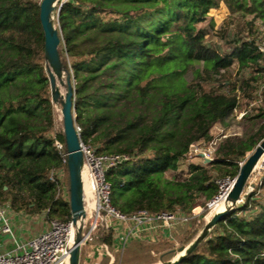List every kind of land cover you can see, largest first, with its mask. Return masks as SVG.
<instances>
[{"label": "trees", "instance_id": "obj_1", "mask_svg": "<svg viewBox=\"0 0 264 264\" xmlns=\"http://www.w3.org/2000/svg\"><path fill=\"white\" fill-rule=\"evenodd\" d=\"M221 2L264 20V0H65L56 14L70 80L97 57L116 70L107 83L112 92L99 96L84 94L77 80L73 104L81 141L98 153L129 157L106 174L112 203L123 212L189 211L198 196L210 200L219 191L213 169L236 176L238 160L264 138V132L228 138L221 156L209 162L185 158L191 143L211 140L212 127L238 106L236 95L207 90L201 80L236 61L241 69L251 67L261 57L255 40L234 44L227 53L207 44L201 24H214L210 10ZM40 3L0 0V204L30 214L46 210L47 220L67 221L70 199L50 177L63 166L70 192L68 163L54 145L59 139L68 151L63 128L52 134L55 109ZM94 29L116 36L83 52ZM129 130H136L134 141L119 147ZM185 166L189 175L179 176ZM96 237L114 246L108 228L100 227ZM177 264H264V194H246Z\"/></svg>", "mask_w": 264, "mask_h": 264}, {"label": "rangeland", "instance_id": "obj_2", "mask_svg": "<svg viewBox=\"0 0 264 264\" xmlns=\"http://www.w3.org/2000/svg\"><path fill=\"white\" fill-rule=\"evenodd\" d=\"M56 14L57 12L54 13L55 21ZM210 15L214 20V24L212 25L211 20H207L202 22L201 26L206 28L207 44L217 49L220 53L230 52L231 46L234 44H240L247 40H257L259 37L264 36V20L254 18V14H244L242 11L232 12L225 2H221L219 7L211 9ZM115 36L113 32L94 29L91 32L90 40L82 46V51L89 52L93 49H97L108 40L115 38ZM106 67V64H102L101 59L97 57L88 64L81 65L78 71H74L71 75V81L73 85L76 84L77 80L82 83L84 94L93 93L99 96L102 93L112 92V89L107 86V83L116 74V70ZM66 77L67 73L65 72V80ZM192 77L193 76H190V80ZM201 82L207 90L234 94L238 98L237 111L234 110L224 123H217L212 127V137L220 138L221 134L226 135L219 139L213 160L221 156L217 154L218 150H223L222 145L227 143L228 138H247L252 135L259 136V132H264V61L261 57L258 64L244 69H241L236 61L229 68L214 73L207 77V79L201 80ZM58 84L62 94H65L67 90L66 86L60 83ZM107 102L110 104L111 100ZM54 109L55 131H53L52 134L59 132L63 128L61 103L54 102ZM98 110L99 109L95 107L93 112L97 113ZM242 112H244V115H241ZM147 118H150V116L148 115ZM115 123L120 124L122 121L116 119ZM124 134V139L118 143L119 147H125L128 143H132L137 133L136 130H129ZM251 152L252 151H249L247 154ZM198 161H201L200 158H196L191 162ZM217 168L212 171L216 180L225 177L224 173ZM188 170V166H185L183 171L178 172L179 176H188ZM63 181L65 190H63L64 192L62 195L64 198L70 199L66 175ZM260 192L264 194V188H262ZM206 202L207 200L204 196H198L194 206H205ZM8 203L10 204V202ZM25 212L28 213L27 211ZM31 215H36V217L39 216L38 218H31L34 227L37 223L41 226L42 222L45 221L43 219L44 212ZM205 215L207 217L210 214L203 213V216ZM206 217L202 218L200 222L194 221L185 225L171 227L163 232L160 240L158 234H156V230L149 228L151 231L149 233H144L141 239H131L124 247L119 246L118 250L112 246L109 249L114 257L112 264H125L129 260L134 264H162L173 261L182 251L181 247L188 246L202 230L207 222ZM46 222L48 221L46 220ZM39 225H37V227H39ZM25 226L28 227V225H24L23 227L25 228ZM34 227L33 230H35ZM97 231L92 234V239L81 247L80 264L108 263L110 256L106 248H101L103 242L96 237ZM19 234H22V236L24 234V236L29 237L32 232L30 229H25L23 233L20 229ZM134 241L136 243H134Z\"/></svg>", "mask_w": 264, "mask_h": 264}, {"label": "built area", "instance_id": "obj_3", "mask_svg": "<svg viewBox=\"0 0 264 264\" xmlns=\"http://www.w3.org/2000/svg\"><path fill=\"white\" fill-rule=\"evenodd\" d=\"M255 45L261 59L264 61V36L255 40ZM237 111V107L234 109ZM241 115H244L242 112ZM80 136V127L77 126ZM221 134V137H225ZM213 137L209 141L193 142L190 144L185 158L193 161L196 158L204 162L213 160L216 153L219 139ZM55 147L62 156V162L68 163V151L65 152L64 144L55 139ZM81 149L84 155L83 171L86 173V179L83 178V198L85 217L83 219V239L82 246L92 239V234L101 226L108 228L114 234V247L118 250L119 246L124 247L131 239H141L144 233H149L153 228L158 234L159 240L163 232L171 227L185 225L191 222H200L203 213L210 214L216 205L228 197L236 176H225L216 180L219 191L205 206L196 205L189 211H160L149 212L146 209L137 210L131 213L123 212L112 203L111 184L106 178L107 172L129 159L125 154L119 153H98L88 144L81 141ZM203 154V156H201ZM248 154L238 160L241 167ZM65 169L63 166L53 168L50 173L51 179L57 184L59 192L63 193ZM264 180V153L254 167L247 184L244 188L241 199L234 206L238 207L245 200V195L250 192L259 193ZM229 203V208H230ZM47 211H44V217ZM21 221L17 224L15 218ZM32 217L25 211H15L11 204H0V235L7 237L0 245L10 243L11 249H0V264H66L70 261V252L74 245L72 238L76 232L72 218L67 221L58 219L49 220L47 226L37 235L29 237L20 235V229L25 232L29 229L24 222H28ZM75 239V238H74ZM101 248H106L108 255L113 256L107 243H102Z\"/></svg>", "mask_w": 264, "mask_h": 264}, {"label": "water", "instance_id": "obj_4", "mask_svg": "<svg viewBox=\"0 0 264 264\" xmlns=\"http://www.w3.org/2000/svg\"><path fill=\"white\" fill-rule=\"evenodd\" d=\"M65 0H41L40 20L45 37V57L49 64L48 74L50 78L52 101L61 103V116L63 120V131L65 135L66 146L68 150V168L70 173V207L71 218L75 226L74 245L70 252V264H80L83 219L85 217L84 198H83V167L84 155L81 149V139L77 131L76 114L74 109V85L69 77L65 78V69L63 68L59 45L61 38L59 29L55 23L54 13L59 11L61 4ZM66 86L65 94H62L59 84ZM264 153V138L248 154L244 164L240 167L236 180L227 200L231 203L230 208L215 213L205 224L198 235L190 242L188 246H182L181 250L185 252L173 261L162 264H177L180 260L193 252L199 244L208 236L219 220L234 208L241 199L247 181ZM203 156V154H201ZM211 161V160H209Z\"/></svg>", "mask_w": 264, "mask_h": 264}, {"label": "crops", "instance_id": "obj_5", "mask_svg": "<svg viewBox=\"0 0 264 264\" xmlns=\"http://www.w3.org/2000/svg\"><path fill=\"white\" fill-rule=\"evenodd\" d=\"M34 217H36V215H33ZM43 216V215H42ZM41 216V217H42ZM39 217V216H38ZM38 217H36V218H38ZM43 218V217H42ZM45 221H43L42 222V224H41V226L37 223V225H39V227H41V228H39V227H37V225H35V227L33 226L34 224H33V220L32 219H30L28 222H26V223H24L25 225H28V227L27 228H29L30 230H31V232H32V234L31 235H37L40 231H42V229H44L46 226H47V223L48 222H46V220H47V218H46V216L43 218ZM21 221V219L20 218H15V222H16V224H17V222L19 223ZM40 221V220H39ZM47 221H49V220H47ZM34 227V229L35 230H33V227ZM7 239V237L6 236H4V235H0V242H4V240H6ZM12 248V245L10 244V243H7V244H5V245H0V249H11ZM110 256V255H109ZM107 257V256H106ZM105 259V258H104ZM113 261H114V257L113 256H110L109 257V260H108V263L107 264H112L113 263Z\"/></svg>", "mask_w": 264, "mask_h": 264}, {"label": "bare ground", "instance_id": "obj_6", "mask_svg": "<svg viewBox=\"0 0 264 264\" xmlns=\"http://www.w3.org/2000/svg\"><path fill=\"white\" fill-rule=\"evenodd\" d=\"M83 178H84V179L87 178V177H86V173H85V171H83ZM229 203H230V202H229L226 198H223V200H221V201L216 205L215 209L210 213V215H208V216L206 217V221L208 222V221L210 220V218H211L215 213L226 210V209L228 208V206H229ZM74 238H75V234H74V237L72 238V242H74ZM189 244H190V243H189ZM184 252H185V250H182V251L180 252V254L178 255V257H179L180 255H182ZM66 264H70V261H67Z\"/></svg>", "mask_w": 264, "mask_h": 264}]
</instances>
